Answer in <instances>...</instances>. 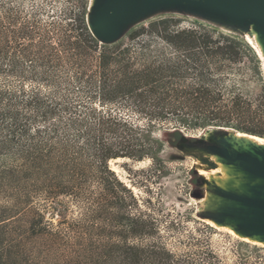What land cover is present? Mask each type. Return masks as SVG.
Here are the masks:
<instances>
[{
    "label": "trees",
    "instance_id": "16d2710c",
    "mask_svg": "<svg viewBox=\"0 0 264 264\" xmlns=\"http://www.w3.org/2000/svg\"><path fill=\"white\" fill-rule=\"evenodd\" d=\"M56 13L0 0V264H211L153 237L109 161H159L154 130L164 124L264 136L234 126L264 119V100L230 78L253 50L207 25L177 29L173 18L103 44L85 4Z\"/></svg>",
    "mask_w": 264,
    "mask_h": 264
},
{
    "label": "rangeland",
    "instance_id": "374dc122",
    "mask_svg": "<svg viewBox=\"0 0 264 264\" xmlns=\"http://www.w3.org/2000/svg\"><path fill=\"white\" fill-rule=\"evenodd\" d=\"M18 1H23L25 5L34 2L44 3L50 11H57V15L63 10L70 15L76 14L84 4L88 13L97 3L102 2V0ZM162 18H173V26L177 29H188L203 24L242 40L244 45H248L253 50V53L242 51L239 59L231 64L234 70L231 71L230 78L237 81L252 100L255 98L264 100V68L260 57L245 37V33L255 27L253 24L248 26L222 16L183 10L176 6H161L128 22L114 43L126 42L130 32L141 27L147 29L149 23ZM234 124L264 135L262 118L234 121ZM207 128H216V126ZM229 128L237 130L234 127ZM200 130H175L172 125L167 124L158 126L154 130L155 136L163 142L159 161H152L148 157L140 161L116 158L119 160L109 161V166L115 169L113 171L118 179L135 197L137 205L132 211L135 212L139 208L146 213L156 232L153 237L160 238L167 248L175 252H204L202 256L208 254L206 258L211 264H263L264 247L219 231L207 224L205 219L224 220L222 222L233 224L239 230H246L249 226L247 223L240 221L239 217L228 218L227 214L203 211L202 207L196 204V200L202 197L204 182L194 170L195 162L198 158L205 157L207 153L216 151L215 145L199 138ZM213 130L216 134H223L221 130ZM209 187L211 191H215L211 186ZM45 218L54 227L58 225L55 214L50 215L45 212ZM244 233L264 234L258 230ZM153 237L147 238L151 240Z\"/></svg>",
    "mask_w": 264,
    "mask_h": 264
},
{
    "label": "bare ground",
    "instance_id": "6f19581e",
    "mask_svg": "<svg viewBox=\"0 0 264 264\" xmlns=\"http://www.w3.org/2000/svg\"><path fill=\"white\" fill-rule=\"evenodd\" d=\"M89 12L86 15L87 20ZM245 37L260 57L264 68L263 33L252 27L245 33ZM221 131L223 134H216L213 129L204 128L199 131V138L226 148L230 157L209 152L205 157L198 158L194 166V170L204 182L202 197L196 200V204L201 206L203 211L216 214L245 208L240 200L242 197L264 199V176L249 171L250 165L239 159L240 154H246L264 163V136L229 127H222ZM209 186L215 191H211ZM205 222L242 241L264 247V234L248 235L233 224L219 220L205 219Z\"/></svg>",
    "mask_w": 264,
    "mask_h": 264
},
{
    "label": "water",
    "instance_id": "95a60500",
    "mask_svg": "<svg viewBox=\"0 0 264 264\" xmlns=\"http://www.w3.org/2000/svg\"><path fill=\"white\" fill-rule=\"evenodd\" d=\"M161 6H176L183 10L222 16L248 26L253 24L264 35V0H102L90 10L89 19L87 20L86 16V21L95 39L100 43L108 44L120 36L128 22ZM221 128L211 129L221 130ZM213 145L216 146V151L212 152L230 157L226 148ZM239 159L250 165L249 171L264 176V163L246 154H240ZM240 200L245 208L221 213L227 214L228 218L239 217L240 221L247 223L249 226L246 230L240 229L243 232L248 233L250 230L264 232V199L242 197Z\"/></svg>",
    "mask_w": 264,
    "mask_h": 264
}]
</instances>
